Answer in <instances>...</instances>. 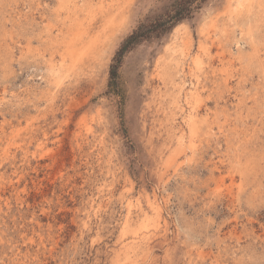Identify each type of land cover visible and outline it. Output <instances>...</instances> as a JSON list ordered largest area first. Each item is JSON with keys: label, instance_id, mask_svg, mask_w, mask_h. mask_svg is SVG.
Wrapping results in <instances>:
<instances>
[{"label": "rangeland", "instance_id": "1", "mask_svg": "<svg viewBox=\"0 0 264 264\" xmlns=\"http://www.w3.org/2000/svg\"><path fill=\"white\" fill-rule=\"evenodd\" d=\"M175 1L0 0V264H264V0L199 2L111 79Z\"/></svg>", "mask_w": 264, "mask_h": 264}, {"label": "trees", "instance_id": "2", "mask_svg": "<svg viewBox=\"0 0 264 264\" xmlns=\"http://www.w3.org/2000/svg\"><path fill=\"white\" fill-rule=\"evenodd\" d=\"M203 0H176L170 8L141 23L122 43L111 64V79L116 77V68L124 53L139 42L151 38H157L170 30L173 24L183 18H187L193 9ZM112 85V82L111 84Z\"/></svg>", "mask_w": 264, "mask_h": 264}, {"label": "bare ground", "instance_id": "3", "mask_svg": "<svg viewBox=\"0 0 264 264\" xmlns=\"http://www.w3.org/2000/svg\"><path fill=\"white\" fill-rule=\"evenodd\" d=\"M183 24H184V23H183ZM180 27H182V26H180ZM176 30H178V29H176ZM155 199H156V198H155ZM147 202H148V201H147ZM160 205H161V204H160ZM160 205H159V203L156 202V201H152V202H151V206H152V208L156 211L157 214L159 213Z\"/></svg>", "mask_w": 264, "mask_h": 264}]
</instances>
